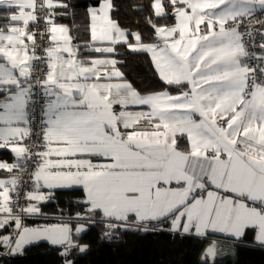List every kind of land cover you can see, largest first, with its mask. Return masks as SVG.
Segmentation results:
<instances>
[{
	"label": "snow or ice",
	"instance_id": "1",
	"mask_svg": "<svg viewBox=\"0 0 264 264\" xmlns=\"http://www.w3.org/2000/svg\"><path fill=\"white\" fill-rule=\"evenodd\" d=\"M68 7L64 0H0L6 21L0 25V149L9 148L17 161L38 158L27 206L13 200L18 178L0 179V229L10 221L15 226L14 236L0 235V247L16 254L47 240L63 246L66 256L77 247L67 225L29 229L20 213L40 212L38 203L51 196L41 189L75 186L83 189L88 212L102 213L110 230L155 231L150 224L170 219L173 232L181 225L198 235L211 228L239 240L252 229L264 244V43L260 54L250 53L241 31L251 34V17L264 12V0H153L155 16L171 15L175 23L157 26L149 19L152 44L139 33L129 41L111 19L113 0L89 6L91 40L106 45L90 50L110 54L126 44L149 53L164 83H187L190 90L178 95H141L115 59H77L68 27L56 23L66 14L57 10ZM41 20L42 31L29 30ZM255 23L264 26V20ZM38 37L49 42L43 55ZM250 56L255 65L244 62ZM35 61L47 71L34 75ZM35 89L42 92L43 145L33 154L22 142L31 135ZM133 106L140 110L130 111ZM178 137H186L183 149ZM19 167L0 162L8 173Z\"/></svg>",
	"mask_w": 264,
	"mask_h": 264
},
{
	"label": "trees",
	"instance_id": "2",
	"mask_svg": "<svg viewBox=\"0 0 264 264\" xmlns=\"http://www.w3.org/2000/svg\"><path fill=\"white\" fill-rule=\"evenodd\" d=\"M64 2L69 7L57 10L66 14L58 15L56 23L68 27L79 57L113 56L124 78L140 94L164 90L176 94L187 89L184 83L181 85L164 83L155 71L149 55L132 52L126 44L115 45V52L110 54L90 50L88 8L96 6L98 0H64ZM152 2L153 0H113L111 17L119 27L128 31L130 42H135L130 33H139L143 43H156L155 29L149 24V19L157 26L174 24L175 19L171 15L156 17L151 8ZM0 13L4 14L3 10H0ZM178 141L179 145H182L184 139L178 138ZM19 171L20 167L17 172ZM10 174L14 173L0 172V176ZM84 200L85 196L80 188L57 189L52 201L40 205L38 219L26 222L27 227L67 224L71 230L73 244L77 247L70 248L66 256L62 255V250L65 249L63 246L40 245L27 247L17 255L10 254L3 258L1 263L66 264L67 261H71V264H264V247L253 245L252 230H247L240 241L212 234L200 237L173 233L170 231V219L150 224L149 228H154L155 231L110 230L102 221L100 213L87 211ZM58 214L63 218L53 219ZM91 215L96 219L88 221L87 217ZM80 226L85 230L77 233L76 228ZM109 231L113 232L111 239L105 237V233ZM6 233L15 235L11 223L5 229H0V235ZM224 239L227 241H223ZM211 244H215L213 261L204 258V252ZM85 245L87 246L85 250L80 251V246Z\"/></svg>",
	"mask_w": 264,
	"mask_h": 264
},
{
	"label": "built area",
	"instance_id": "3",
	"mask_svg": "<svg viewBox=\"0 0 264 264\" xmlns=\"http://www.w3.org/2000/svg\"><path fill=\"white\" fill-rule=\"evenodd\" d=\"M39 3V0H38ZM39 11V10H38ZM257 20H264V12H257L251 17V21L253 24V30L251 31V34H249L248 30L245 28H241V31L244 33V43L245 48L250 53L260 54L261 49L259 45L261 43H264V36L261 35L262 32H264V26L260 24H256L255 21ZM32 30L35 31H42L43 30V20H41L40 26L37 27L36 25H33ZM37 43L41 45V48L37 50L38 55H43V47H46L48 45L47 40H40L39 37L37 38ZM246 63H248L250 66L255 65L257 61L253 57L245 58ZM38 65V68L34 70V75H40L41 72H46V64L42 61H35ZM35 92V98L37 100V105L33 108L29 109V115H30V123L27 125L31 129V135L27 138H25L26 147H28L33 154H35L38 151L42 150L43 145V138L41 134V115H40V107L39 102L42 97V92H40L38 89L34 90ZM38 163V158L33 155L32 159H22L20 171L15 175L18 178V186L17 191L12 194L13 200L18 203L19 206H27V201L24 199V196L27 192L31 191V188L33 187V180L31 179V173L35 171L36 164ZM21 215V226L27 227L26 222L31 219H38L35 215H25L23 213H20ZM49 219H52V217H48ZM63 217L58 214L53 219H62ZM12 228L15 231L14 221H11ZM48 225V224H47ZM54 225V224H53ZM57 225V223L55 224ZM10 253L8 251L4 253H0V264L1 260L7 256H9Z\"/></svg>",
	"mask_w": 264,
	"mask_h": 264
},
{
	"label": "crops",
	"instance_id": "4",
	"mask_svg": "<svg viewBox=\"0 0 264 264\" xmlns=\"http://www.w3.org/2000/svg\"><path fill=\"white\" fill-rule=\"evenodd\" d=\"M96 6H98V4L96 5ZM1 11L3 10V9H0ZM0 15H3V14H1L0 13ZM89 16V15H88ZM111 19H112V17H111ZM113 20V19H112ZM116 22V21H115ZM6 23V21H4V20H2V19H0V25H3V24H5ZM175 23V22H174ZM91 24H92V21H91V18H90V16H89V29H90V40H89V44L91 45V47H93V46H106V45H100V44H98V43H96V44H94L93 42H92V40H91ZM62 25V24H61ZM173 25V24H172ZM171 26V25H170ZM121 28V27H120ZM122 30H125V29H123V28H121ZM30 31H32V25L30 26V29H29ZM128 32V31H127ZM70 35V34H69ZM129 37V36H128ZM72 38V37H71ZM129 39V38H128ZM71 43H72V45H73V47L76 49V45L74 44V42H73V40L71 41ZM145 44H151V43H145ZM128 47V46H127ZM129 49V48H128ZM130 50V49H129ZM144 53V52H143ZM146 54H148L149 55V57H150V59H151V56H150V54L149 53H146ZM65 56H67V54L65 53L64 54ZM105 58H108V59H115L113 56H110V55H103V56H98V57H91V58H88V57H85V58H82V57H79L78 56V51H77V59H79V60H83V61H87V62H89L90 63V60L91 59H105ZM154 66V65H153ZM110 67V66H109ZM116 68L118 69V67H117V65H116ZM119 70V69H118ZM120 71V70H119ZM121 72V71H120ZM123 79L124 80H126L125 78H124V76H123ZM128 83H130L128 80H126ZM113 82H116L115 80L113 81ZM184 84H186V86H187V89L186 90H183V91H188V90H190V88H189V86L187 85V83H184ZM164 91H166V90H164ZM158 92H163V91H158ZM158 92H153V93H158ZM168 92V91H167ZM170 93V92H169ZM148 94H150V93H148ZM171 94V93H170ZM179 93H176V94H171V95H178ZM141 95H146V94H141ZM115 107V109H116V111H119L120 110V108H119V106L117 105V106H114ZM129 110L130 111H139L140 109L138 108V107H130L129 108ZM146 110V109H145ZM197 119H198V117H196ZM0 126H2V125H0ZM178 138H183L184 139V141H183V143H182V145H180V148L181 149H183L185 146H186V144H187V140H186V137H178ZM23 145L24 146H26V143H25V139L23 140ZM21 161H22V159L21 160H19V161H17V159H16V157H15V154L14 153H12L11 151H10V149L9 148H4V149H0V162H6V163H8V164H13V163H18L19 165L21 164ZM19 168H16V169H14L13 170V173L14 174H10V175H8V176H0V179H8V178H10L11 176H15L18 172H17V170H18ZM0 172H6V171H4V170H0ZM17 172V173H16ZM16 173V174H15ZM73 188H80L79 186H75V187H73ZM34 189V181H33V187L31 188V191ZM57 189H65V188H54V189H51V190H49V189H41V191L42 192H44L45 194H47L49 191L51 192V196H50V198L49 199H47L46 201H42V202H39L38 203V207H40V205L41 204H44V203H47V202H50V201H52L53 200V198H54V192H55V190H57ZM80 189H82V188H80ZM82 191H83V189H82ZM86 199V198H85ZM33 203H35V202H33ZM88 207H89V205H87V207H86V209H88ZM88 211V210H87ZM40 213H38V214H32V215H35V216H37V215H39ZM100 215H101V218H102V221H104L105 223H106V225H108V220L106 219V218H104L103 217V215H102V213H100ZM38 217V216H37ZM80 217V216H79ZM96 218L95 217H92V215L90 216V217H87V220L88 221H93V220H95ZM10 223H11V221H10ZM171 227H172V225H171V220H170V231H171ZM248 230H252V229H248ZM247 231V230H246ZM253 231V245L254 246H257V247H264V244H261L260 242H258V241H256L255 240V230H252ZM171 232H173V231H171ZM202 232H203V234L202 235H198V234H196V232H195V229L193 228V229H191L190 230V232L189 233H184L183 232V229H182V225H181V227H180V230L179 231H175V232H173V233H177V234H184V235H194V236H200V237H204V236H206V235H208V234H212V235H217V236H222V237H224L225 239H231V240H233V241H240V240H242L243 239V237L242 238H240L239 240H237L236 238H234V237H232V236H230L229 234H227V233H224V232H220V231H215V230H212L211 228H208V229H203L202 230ZM246 233V232H245ZM223 240V241H227V240ZM222 241V242H223ZM214 243H215V241H214ZM215 244H211V245H209L207 248H206V250H205V252H204V257H207V259H209L210 261L212 260L213 261V259H214V257H215ZM209 249H212L213 250V254H209V252H208V250Z\"/></svg>",
	"mask_w": 264,
	"mask_h": 264
},
{
	"label": "water",
	"instance_id": "5",
	"mask_svg": "<svg viewBox=\"0 0 264 264\" xmlns=\"http://www.w3.org/2000/svg\"><path fill=\"white\" fill-rule=\"evenodd\" d=\"M57 225H67V224H57ZM50 226H55V224L54 225L53 224H48V225H35V226H31V227H26V228L36 229V228H46V227H50ZM68 228H69V226H68ZM2 235H12V234L11 233H6V234H2ZM40 245H46L48 247H60V245H52L47 240H40V241H38L36 243H32V244L25 245L23 247V249L21 251L17 252L16 254H12L9 249L3 248V247H0V253H4V252L8 251L11 255H17V254L22 253L27 247H37V246H40Z\"/></svg>",
	"mask_w": 264,
	"mask_h": 264
},
{
	"label": "rangeland",
	"instance_id": "6",
	"mask_svg": "<svg viewBox=\"0 0 264 264\" xmlns=\"http://www.w3.org/2000/svg\"><path fill=\"white\" fill-rule=\"evenodd\" d=\"M214 247H215V246H214ZM64 251H65V249L62 250V252H64ZM204 258L207 259V257H204ZM208 260H209V259H208ZM211 261H212V260H211Z\"/></svg>",
	"mask_w": 264,
	"mask_h": 264
}]
</instances>
